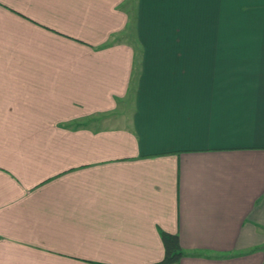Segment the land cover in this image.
<instances>
[{"label": "crops", "instance_id": "obj_1", "mask_svg": "<svg viewBox=\"0 0 264 264\" xmlns=\"http://www.w3.org/2000/svg\"><path fill=\"white\" fill-rule=\"evenodd\" d=\"M264 264V0H0V264Z\"/></svg>", "mask_w": 264, "mask_h": 264}, {"label": "trees", "instance_id": "obj_2", "mask_svg": "<svg viewBox=\"0 0 264 264\" xmlns=\"http://www.w3.org/2000/svg\"><path fill=\"white\" fill-rule=\"evenodd\" d=\"M160 239L163 246L162 258L151 264H173L182 256L176 235L160 232Z\"/></svg>", "mask_w": 264, "mask_h": 264}]
</instances>
